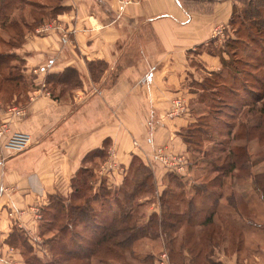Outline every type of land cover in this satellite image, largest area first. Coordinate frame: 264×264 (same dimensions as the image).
<instances>
[{"label": "crops", "instance_id": "obj_1", "mask_svg": "<svg viewBox=\"0 0 264 264\" xmlns=\"http://www.w3.org/2000/svg\"><path fill=\"white\" fill-rule=\"evenodd\" d=\"M206 1H215L216 12L223 5V0ZM60 6L67 9L53 23L43 22L25 34L18 48L8 51L21 60V71L33 87L26 93L22 118L9 112L15 98L6 104L0 100V125L6 128L0 136V243L15 227L34 233L39 209L47 207L49 196L68 198L77 171L98 162L102 151L109 156L94 169L96 180L118 187L137 157L152 170L160 193L168 172L154 159L153 149L167 147L173 154L188 156L180 134L194 119L192 106L200 104L198 72L221 68L222 58L209 47L215 43L213 28L225 23L229 12L226 17L215 11L198 14L180 0H63ZM91 62L102 64L94 79ZM67 69L75 73L76 87L62 92L57 86V95L51 96L44 80ZM177 97L185 99L187 111L168 118L169 104ZM13 132L29 136L20 153L3 148ZM86 160L89 164L84 166ZM180 176L190 182L193 171ZM250 182L245 179L241 193L252 197ZM152 207L147 213H158ZM248 207L254 208L253 199ZM228 212L243 225L236 210ZM256 213L264 223V209ZM248 234L243 243L245 250L253 249L249 256L230 254L224 261L213 254L212 260L239 264L253 259L264 264V230ZM15 260L21 264L18 255Z\"/></svg>", "mask_w": 264, "mask_h": 264}, {"label": "trees", "instance_id": "obj_2", "mask_svg": "<svg viewBox=\"0 0 264 264\" xmlns=\"http://www.w3.org/2000/svg\"><path fill=\"white\" fill-rule=\"evenodd\" d=\"M60 7L59 5L56 10H53L54 12L51 13L53 17L62 11ZM260 8L264 9V2L246 3L244 10L236 18L238 22L234 23L239 26L235 33L241 34L248 41L255 36L264 37V10ZM14 10H18V13H13ZM43 11L42 4L31 2V0H0V31L5 32L3 34L7 36V40H3L0 36V43L11 48L20 46L25 31L32 30L36 25L45 22ZM229 21L231 24L232 19ZM225 46L224 44V49ZM225 52L222 50L220 54ZM233 53L235 54L236 50ZM246 54V51H241V56L245 57ZM14 57L19 59L12 53L0 52V100L3 103L4 101L9 103L19 96L20 89L25 90L27 86L29 89L32 88L21 69L19 72H12L17 70L15 64H12ZM101 65L97 62L88 64L93 79L97 78V73L102 70ZM223 67L233 68L222 59L221 68L210 73L212 79L207 80V87L202 88L207 95L199 96L198 103H204L207 96H210L208 101L218 107L224 102L230 103L231 101H227L229 97L232 101L240 97L235 88L241 87L245 90L246 83L249 85L247 86L249 90H245L248 92L249 99L234 100L237 102V108L230 115L223 116L226 118L242 114L240 130L232 132L233 126H230L229 122H223L220 116L222 109L217 107L209 110L206 113L207 116L201 119L202 121L190 123L180 134L187 153H189V147L193 146L206 157L209 156L208 152L216 151L212 150V152V148L207 152L206 149L201 150L203 143H213L209 138L211 134L217 137H221L222 134L221 131L212 127L219 122L226 128L224 132L226 140L220 141L224 146L219 150L218 156H214V160L211 158L207 161L203 158L193 165L189 161L187 163V170L193 172L202 170V164L206 163L208 169L202 175L201 181L200 176L197 178L193 176L189 182L183 176L167 170L168 173L164 178L165 187L158 193L152 170L133 157L120 186L109 187L105 182L100 181L96 191L91 192L92 174L88 168H80L71 180L72 193L67 200L56 199L55 201L51 198L46 208L44 218L46 231L51 232L53 228L57 232L56 236L45 240V244L51 246L49 247L51 256L45 262L46 264H91L90 257L99 246L106 247L110 254H116L124 264H154L152 254L145 253L142 258L137 255L135 246L141 241H160L159 243L166 248L169 262L173 264L177 256H180L177 259L180 264H221L212 260V249L230 248L233 251L230 254L242 253L245 247L244 227L224 220L220 213L224 211L226 213L232 209L236 210L240 217L245 214V216L250 215L247 223L251 227H248L255 229L252 221L259 217L256 213L259 206L254 204L253 209L248 206L251 199L264 203V79L257 80L256 86H251L247 79L239 78L241 72L236 68L232 72L233 78L228 75L231 84H227L222 82ZM5 70L8 71L7 74L3 73ZM237 75L238 78H236ZM45 84V87L49 89L50 86H54V92L57 86H60V91H67L71 86L76 87L75 73L67 69L61 74L48 75ZM256 103L260 105L256 115L258 121H248V114L252 113ZM237 140L241 141V146L234 143ZM103 155H105L103 151L99 152L98 157ZM217 160H221L218 165L215 164ZM134 161L137 162V167L132 168ZM256 166H259L261 170H254L251 173L250 168ZM246 178L251 179L252 197L241 195L239 203H236L235 181ZM142 197L143 201L146 200L145 198L148 200L158 198L159 212H152L148 216L146 213H139L138 209L143 202L140 200ZM221 201H224L225 206ZM179 229L187 230V232L179 244L180 253H177L173 235ZM25 245L23 242L21 245L17 244L23 249ZM25 252L26 249L22 253L27 258L29 253ZM183 252H186L187 258ZM25 263L33 264L28 258Z\"/></svg>", "mask_w": 264, "mask_h": 264}, {"label": "rangeland", "instance_id": "obj_3", "mask_svg": "<svg viewBox=\"0 0 264 264\" xmlns=\"http://www.w3.org/2000/svg\"><path fill=\"white\" fill-rule=\"evenodd\" d=\"M180 1L184 5V7L187 8L191 12H195V13L203 14V15H211L212 13H214V11L216 12V10H215L216 4H215V1H213V0H211V1H213L214 4H212V3L209 4L206 0H180ZM249 1H251V2L252 1L253 2H258V1L264 2V0H223L222 4L225 6L222 5L220 9H219V7H217L220 10L219 12H221V14H219V15L225 16V13L229 12L228 16H227L228 19L225 21V23L217 24L215 26V28H213L212 36L215 37V40H212L211 43H213V42H215V43H213V48L209 47V50L212 53L219 54V56L223 60H225L226 64L229 63L232 65L233 68L223 67L222 71H221V74L224 76L222 82H225L227 84L230 83V79H229L228 75L233 78L232 72L236 68H238V70L241 72L240 77L237 75L236 78L239 77L240 79H247L251 86H256L257 80L261 81L262 79H264V37L255 36L254 39H251V41L250 40L248 41V40H245L246 38L243 37L241 34L235 33L237 30V27H239L238 25L234 24L235 22H238V20L236 18L239 16V13L244 10L245 4L248 3ZM31 2H37L39 4H42V6L44 8L43 14L45 15L43 20H45L49 24L54 22V19L57 17L58 14L65 12L67 9L65 7H60V8H62V11L53 17L51 13H53L54 12L53 10H56V8H58L59 5L62 4L63 0H31ZM19 8H21V7H19ZM260 10H264V9L260 8ZM219 12H216V13H219ZM13 13L17 14L18 10H14ZM231 19H232V23L230 24L229 20H231ZM41 24L36 25V27L33 28L32 30L38 28ZM32 26H33V24H32ZM217 29L219 31H217L215 34V31ZM32 30H29V31H32ZM29 31H25V34ZM1 33H5V32H1ZM25 34H24V36H25ZM0 36L3 38V40H7V36L5 34H3V35L0 34ZM23 41H24V38H23L22 42ZM224 44L226 45L225 49L223 47ZM0 46H2L3 52H6V53H8V51L11 49V47L6 46L5 44H2V43H0ZM18 47H16V48H18ZM241 49L247 52L245 57L241 56V51H242ZM222 50L224 52L226 51L225 54H220V51H222ZM234 50H236L235 54L233 53ZM7 64H10V63H7ZM12 64H15L14 66L17 68V70L15 69L12 72L13 73L19 72L21 67H22L21 60L14 57L12 60ZM3 73L7 74L8 71L5 70V71H3ZM198 73H199L200 82L197 84L195 89L198 91L197 97L199 98V96L207 95L206 91H204V90L202 91V88H204V86H206V81L210 80L212 78H211L210 74H208V73H203V72H198ZM44 82H45V80H44ZM247 86L249 87V85L247 83L244 84L245 90L247 89V91H248L249 88ZM47 89L46 90L48 92L50 91L49 93H51L50 94L51 96H53L54 94L57 95V93L54 92V86L53 87L50 86V89L47 87ZM235 89H236V91L239 92L240 97L233 99V101L229 97V99L227 101H231L230 103L224 102L223 104H219V107H218L217 105L210 103L208 101V100H210V96H207V100L204 103H202L201 105L197 104L195 106H192L191 115H193L194 119L190 123H192L194 121H202L201 119H204L207 116L206 113H208L209 110H214L215 108L218 107V108L222 109L220 116L223 118V122L224 121L229 122L228 124H230V126H233L231 131L236 132L237 130H240L239 124H240L241 120L243 119L242 114L241 115L235 114L234 115L235 117L234 116L233 117H226V118L223 117L226 114L230 115L231 112L234 111L235 108H237V102L236 101H243V100L245 101V100L249 99L247 91L242 90L241 87L240 88L237 87ZM30 90H31V88L29 89V86H27V88L25 90L20 89L18 91V92H21L20 95L15 97V100H12V101H14V106L17 105V108H25V106L23 104L25 103V101L28 98L27 94H25V93H26V91H30ZM198 98H197V101H198ZM174 100H182L184 102V104L186 106V110L184 111V113H185L187 111V102L185 101V99L183 97H177V98H174L172 101H174ZM234 100H236V101H234ZM4 102H5V104L7 103L6 101H4ZM171 102H170V104H171ZM170 104H169V109H170ZM208 106H209V109H208ZM259 106L260 105L258 103H256L254 105V109L252 110V113L248 114L249 115L247 118L248 121H252V120L253 121L255 120V122H256V120L258 121V119L256 118V115H257V110L259 109L258 108ZM168 113H169V111H168ZM184 113H182V114H184ZM182 114H180V115H182ZM180 115H178V116H180ZM250 116H252V118H250ZM167 117L171 118L168 116V114H167ZM211 125H212V123H211ZM212 128H215L217 131H221V133H222L221 137H223V138L217 137L215 134H211V136H209V138H211L213 143H210V142L203 143V145L201 146V150L206 149V152H207V150H210L212 148L211 151L215 150L216 152H213V151H212L213 153L208 152L209 156L204 157L203 154L200 153V150L195 149L193 146L189 147V153H188V156H186L187 160L185 163L184 171L180 172V173H176V172L169 170V172L177 174V175H183L187 172L188 161L193 165V163H195V162L198 163L201 160H203V158L207 161H210L211 158H212V160H214V156H218L217 154L220 152L219 150H221V148L224 146L223 144L220 143V141L226 140V136L224 133L226 128L223 125H221V123H219V122L215 123V125ZM182 132H184V130H182L181 133ZM194 138H196V137H194ZM234 143L237 144L238 146H241L240 145L241 141H239V140L234 141ZM165 148H167V147H165ZM155 149L156 148L153 149V156H155L154 155ZM167 151L171 155H176V154L171 153V151L168 148H167ZM103 154H104V152H103ZM106 155L109 156L107 154V152H106ZM106 155H105V157H106ZM177 155H183V154H177ZM254 156L256 157V155H254ZM137 159H139V158H137ZM101 161H104V155L101 156L100 158H98V162H101ZM98 162L93 161V163L91 165H88L89 162L88 163L84 162V164L86 163L84 166L88 165L87 168L90 170V173L92 174V180L90 179L91 180V182H90L91 192H92V190L96 191L97 188H95V185H97V187H98V185L100 184V180H96V174H95L96 170H94L96 167H98ZM140 162L142 163L141 160H140ZM220 163H221V160H217L215 162L216 165H218ZM136 164H137V162L134 161V165H132V168L137 167ZM160 165L165 170L168 169L163 164H160ZM129 167H130V164H129L128 168L123 172L124 176L127 174ZM198 168H200L199 165H198ZM202 168H203L202 170H195L193 172V176L195 178L200 176L199 177L200 181H201L202 175L208 169V167L206 166V163L202 164ZM250 170H251V168H250ZM253 170L259 171L261 169L257 168V166H256V167H253ZM252 172L253 171H251V173ZM97 181L99 183H97ZM126 183H127V181H126ZM126 183H125V185H126ZM235 183H236L235 189L238 190L237 195H235V201H236V203L237 202L239 203L240 196L244 195V193H241V191H242V189H245V180L239 179V180L235 181ZM163 184L164 185H162V187L164 188L165 183L163 182ZM51 198H54L55 201H56V199L67 200V197H59L57 194H54L52 196H49L48 204H49ZM142 199H143V197L140 198L141 202L143 201ZM145 199L146 200H144L141 203V206L138 209L139 213H141V214L146 213V215L148 216L149 214L147 213V210L151 206H153L152 209L158 210V212H159L158 198L155 197V199L151 198L149 200L147 198H145ZM241 203L244 206V203L243 202H241ZM48 204H47V206H48ZM253 204H255L256 206L258 205L259 209L260 208L264 209V203H260L257 199H253ZM46 208L41 209V210L39 209L37 227H36V231L34 233H32V234L27 233L24 230H21L20 228L15 227L12 229L9 237L5 240V242L0 243V264H17L16 262L18 260L17 261L15 260L17 255L20 257L21 264H26L25 260L27 258L33 264H38V263L39 264H46L45 262L48 261L50 259V256H51V254L49 253V247H51V246L46 245L45 240H48L47 238L52 237V236L54 237V236H56L55 234H57V232H55V230L53 228L50 230L52 233L49 231H46L47 229L45 227V222H44ZM223 213H220V215L223 216L224 220H226V221L229 220V221H232L235 225H240L238 219H236L229 212L224 213V214ZM245 215L244 216L241 215V217L238 216V217H240L239 220L242 221V224H243L242 226L244 227V233L249 232V234H248L249 236H252L251 234H254V233H257L258 235H260L261 231L264 230V228H261L262 224H264V223H262L261 217L254 218V220L252 221L253 222L252 225L255 227V229H252V228L248 227V226L251 227V225H248V223H246L248 221V218H250V215L249 216H245ZM185 232H187V230L179 229L173 235L175 238L174 247H176L175 249H176L177 253H180L178 250V247H179V244L182 240L183 235H185ZM243 237H244V234H243ZM22 242L26 244L25 245L26 247L24 246L25 247L24 249H26L25 253H29V255H27L28 256L27 258L24 257V255H23V253H24L23 247L17 246V244L21 245ZM141 242H143V245L138 246L136 244V246H135L137 253H138L137 254L138 256H140L142 258V257H144L145 253H148V254L154 253L153 254L154 264H162V263L163 264H173L172 262H169V258H168L166 248L164 247V245L162 243H159L160 241L149 242L148 246H146L148 241H141ZM153 246H156V249H153L154 251L150 249ZM29 248H30V250H28ZM252 250L253 249H249V248L245 250V247H244L242 254H240V255L249 256L252 253ZM212 251H213L212 255L213 254L219 255L224 261L226 259H228V255H230V252H233L230 248L216 249V250L212 249ZM108 252H109V250L108 249L106 250V247H104V246L97 247L96 252L93 255H91V257H90L91 264H124L123 261L119 257H117L116 254H114V253L110 254ZM183 255L186 258L188 257L186 252H183ZM179 257L180 256L176 257L175 264H180L179 262H177V259ZM33 258L36 260H34V261L31 260ZM18 262L20 263V261H18ZM239 264H260V263L253 260V259H245V260H242V262H239Z\"/></svg>", "mask_w": 264, "mask_h": 264}, {"label": "built area", "instance_id": "obj_4", "mask_svg": "<svg viewBox=\"0 0 264 264\" xmlns=\"http://www.w3.org/2000/svg\"><path fill=\"white\" fill-rule=\"evenodd\" d=\"M128 1V0H124ZM223 29V28H222ZM219 31L218 29L215 31ZM221 32V31H220ZM219 32V33H220ZM214 37V36H213ZM186 110V106L182 100H174L170 104V109L168 116L169 117H176ZM9 112L13 113L14 116L18 118H22L25 116L26 111L24 108H17V107H10ZM6 132V128L4 124L0 125V136L3 135ZM29 144V136L26 134H22L19 132H13L10 133L3 145V148L11 153H20L23 150L26 149V147ZM155 156L154 159L159 162L160 164H163L167 170L180 173L184 171L185 163H186V156L184 155H171L167 148L165 147H156L155 149ZM1 156V152H0ZM3 164V160L0 157V165ZM2 186V185H1ZM163 264V263H162Z\"/></svg>", "mask_w": 264, "mask_h": 264}]
</instances>
